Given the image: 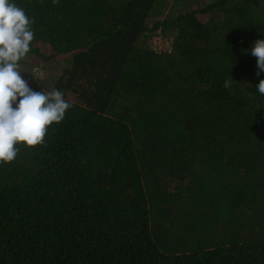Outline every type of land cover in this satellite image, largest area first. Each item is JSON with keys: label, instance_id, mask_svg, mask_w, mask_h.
<instances>
[{"label": "trees", "instance_id": "trees-1", "mask_svg": "<svg viewBox=\"0 0 264 264\" xmlns=\"http://www.w3.org/2000/svg\"><path fill=\"white\" fill-rule=\"evenodd\" d=\"M9 3L73 107L0 161V264H264V0Z\"/></svg>", "mask_w": 264, "mask_h": 264}, {"label": "clouds", "instance_id": "clouds-1", "mask_svg": "<svg viewBox=\"0 0 264 264\" xmlns=\"http://www.w3.org/2000/svg\"><path fill=\"white\" fill-rule=\"evenodd\" d=\"M58 4L59 0H52ZM33 21L25 11L0 0V161L12 162L23 143L26 146L44 144L49 125L60 123L73 105L55 88L51 91H33L17 71V62L29 52L34 33ZM256 58V75L264 72V39H257L250 49ZM225 88L231 86L226 80ZM264 95V79L256 85ZM19 97V99H18ZM15 104V107L13 106Z\"/></svg>", "mask_w": 264, "mask_h": 264}, {"label": "rangeland", "instance_id": "rangeland-1", "mask_svg": "<svg viewBox=\"0 0 264 264\" xmlns=\"http://www.w3.org/2000/svg\"><path fill=\"white\" fill-rule=\"evenodd\" d=\"M195 1L197 2L198 0H167V5H165L164 8L167 9L168 6L170 4H173V3L176 5L189 6L190 4H192ZM152 16H154V17H152L153 19L156 16L158 17V19H161L164 15L162 13L156 12L154 10ZM155 19H157V18H155ZM160 37L164 39V38L169 37V34L159 32L157 34L152 35V37L150 38V41H149L150 44L153 42V40L155 41V39H158ZM63 61H64L63 56H57L55 59L48 60V61H47V59H45L43 57H39V58L32 57V58L28 59V61L21 64L20 72H22V73L25 72L28 75L33 76V77H37V76L43 77L52 71V68H50V67H53V65H55L58 68H61Z\"/></svg>", "mask_w": 264, "mask_h": 264}, {"label": "built area", "instance_id": "built-area-1", "mask_svg": "<svg viewBox=\"0 0 264 264\" xmlns=\"http://www.w3.org/2000/svg\"><path fill=\"white\" fill-rule=\"evenodd\" d=\"M171 39L172 38H158V39H155V41L153 40V48L156 50V51H160V50H165V49H169L171 50L172 49V45H171Z\"/></svg>", "mask_w": 264, "mask_h": 264}]
</instances>
